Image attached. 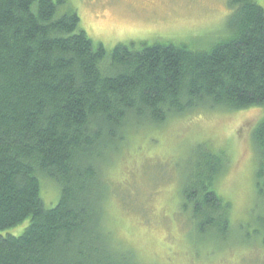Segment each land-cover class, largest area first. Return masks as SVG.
Segmentation results:
<instances>
[{
	"label": "trees",
	"instance_id": "obj_1",
	"mask_svg": "<svg viewBox=\"0 0 264 264\" xmlns=\"http://www.w3.org/2000/svg\"><path fill=\"white\" fill-rule=\"evenodd\" d=\"M63 1L0 0V264H143L107 227L109 156L147 124L202 110L261 108L251 140L264 208L262 6L227 0L223 35L205 47L129 42L107 51ZM206 143L182 173L179 212L195 245L222 240L231 225L218 192L229 156ZM43 179L58 189L48 208Z\"/></svg>",
	"mask_w": 264,
	"mask_h": 264
},
{
	"label": "rangeland",
	"instance_id": "obj_2",
	"mask_svg": "<svg viewBox=\"0 0 264 264\" xmlns=\"http://www.w3.org/2000/svg\"><path fill=\"white\" fill-rule=\"evenodd\" d=\"M256 1L264 9V0ZM226 3L64 0L60 9H73L82 30L110 51L129 42L138 47L141 42L187 41L205 47L223 35L229 14ZM261 114L258 107L202 110L161 125L147 124L149 129L128 135L124 147L108 159L113 191L106 204V222L112 236L143 264H264V208L256 177L257 151L251 140ZM201 142L228 153L218 192L230 203L225 218L231 225L225 228L222 240L207 239L195 245L186 216L179 210L184 204L182 173L193 162L194 151L201 150ZM152 178L155 184L145 186L143 182ZM57 196V186L43 179L44 206L52 207ZM12 232L19 234L21 228Z\"/></svg>",
	"mask_w": 264,
	"mask_h": 264
}]
</instances>
